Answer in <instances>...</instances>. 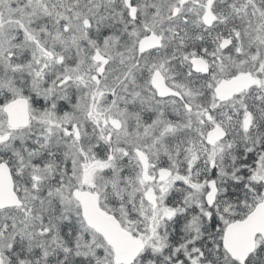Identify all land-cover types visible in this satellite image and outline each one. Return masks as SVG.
<instances>
[{
    "label": "snow or ice",
    "instance_id": "6c2138e0",
    "mask_svg": "<svg viewBox=\"0 0 264 264\" xmlns=\"http://www.w3.org/2000/svg\"><path fill=\"white\" fill-rule=\"evenodd\" d=\"M0 264H264V0H0Z\"/></svg>",
    "mask_w": 264,
    "mask_h": 264
}]
</instances>
